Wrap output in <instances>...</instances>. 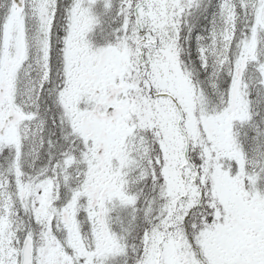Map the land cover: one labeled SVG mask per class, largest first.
I'll return each mask as SVG.
<instances>
[{"label": "snow or ice", "instance_id": "obj_1", "mask_svg": "<svg viewBox=\"0 0 264 264\" xmlns=\"http://www.w3.org/2000/svg\"><path fill=\"white\" fill-rule=\"evenodd\" d=\"M0 264H264V0H0Z\"/></svg>", "mask_w": 264, "mask_h": 264}]
</instances>
